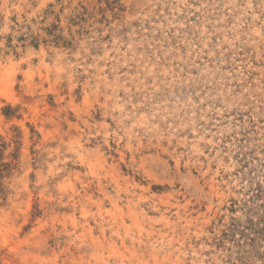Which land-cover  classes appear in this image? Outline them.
<instances>
[{
	"label": "rangeland",
	"instance_id": "1",
	"mask_svg": "<svg viewBox=\"0 0 264 264\" xmlns=\"http://www.w3.org/2000/svg\"><path fill=\"white\" fill-rule=\"evenodd\" d=\"M0 139V264H264V0H0Z\"/></svg>",
	"mask_w": 264,
	"mask_h": 264
},
{
	"label": "trees",
	"instance_id": "2",
	"mask_svg": "<svg viewBox=\"0 0 264 264\" xmlns=\"http://www.w3.org/2000/svg\"><path fill=\"white\" fill-rule=\"evenodd\" d=\"M16 137H19V135H17ZM5 147H6V143L2 139H0V191L4 189L2 184V179L6 176V174L10 173V169L12 168L10 164L2 161Z\"/></svg>",
	"mask_w": 264,
	"mask_h": 264
}]
</instances>
